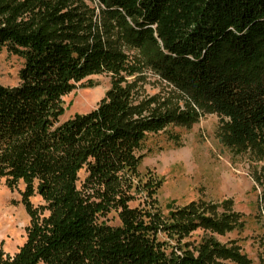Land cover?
Instances as JSON below:
<instances>
[{"label":"trees","instance_id":"1","mask_svg":"<svg viewBox=\"0 0 264 264\" xmlns=\"http://www.w3.org/2000/svg\"><path fill=\"white\" fill-rule=\"evenodd\" d=\"M39 1L53 5L28 23L9 19L0 26V35L22 48L30 63L23 87L0 86V174L23 178L27 194L38 192L60 212L52 222L36 224L20 252L0 256V264H113L149 256L137 240L134 217L118 227L94 223L77 188L79 172L88 173L90 188L111 186L122 174L134 173L149 134L171 121L193 119V104L223 117L225 144L251 148L264 159V0H101L115 7L104 15L138 20L131 30L135 46L162 43L156 69L188 96L192 108L179 113L160 108L155 97L140 99L136 77L129 78L140 68L100 32L91 42L75 41L84 18L77 6L61 10L70 0ZM5 2L0 0V15ZM102 71H111L114 82L99 106L55 126L64 111L60 95L74 87L71 81ZM256 180L264 204V165ZM207 221L220 229L225 225ZM219 257L254 264L214 238L196 257L161 264H222Z\"/></svg>","mask_w":264,"mask_h":264},{"label":"rangeland","instance_id":"2","mask_svg":"<svg viewBox=\"0 0 264 264\" xmlns=\"http://www.w3.org/2000/svg\"><path fill=\"white\" fill-rule=\"evenodd\" d=\"M7 2L0 26L9 19L28 23L53 5L39 0ZM76 6L84 19L75 41L91 42L93 34L100 32L115 50L124 53L140 68L135 76H129L136 77L140 99L155 97L157 106L178 113L192 109L188 96L163 80L156 69L155 62L164 51L162 43L148 41L142 47L133 43L131 30L138 27L137 19L104 15L103 11L115 7L101 0H70L61 10ZM22 50L0 35V86L18 89L26 83L24 76L30 63ZM113 82L111 71L72 80L74 87L60 95L64 111L55 126L97 108ZM193 106V119L171 121L159 132L149 134L140 150L144 158L134 173L122 174L111 186L90 188L85 184L88 173L84 169L79 172L77 188L92 209L94 223L118 227L134 217V230L140 232L136 234L140 235L139 245L150 251L149 256L118 259L113 264H161L167 259L196 257L210 238L246 254L254 264H264L263 187L256 180L264 159L251 148L237 150L225 144L223 117L216 111ZM27 185L23 178L0 174V256L4 259L20 252L36 224L44 225L59 217L60 210L49 206L41 194H27ZM207 218L222 221L224 228L211 225ZM216 261L237 264L225 257Z\"/></svg>","mask_w":264,"mask_h":264},{"label":"flooded vegetation","instance_id":"3","mask_svg":"<svg viewBox=\"0 0 264 264\" xmlns=\"http://www.w3.org/2000/svg\"><path fill=\"white\" fill-rule=\"evenodd\" d=\"M264 205V204H263Z\"/></svg>","mask_w":264,"mask_h":264}]
</instances>
